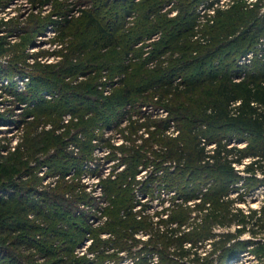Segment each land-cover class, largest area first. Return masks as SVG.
I'll list each match as a JSON object with an SVG mask.
<instances>
[{"label": "rangeland", "instance_id": "rangeland-1", "mask_svg": "<svg viewBox=\"0 0 264 264\" xmlns=\"http://www.w3.org/2000/svg\"><path fill=\"white\" fill-rule=\"evenodd\" d=\"M46 1L0 0V44L8 48L0 54V161L13 165L20 148L27 163L0 189L16 182L46 200L38 212L17 208L27 207L25 194L8 198L11 203L0 208V264H65V258L74 255L86 257L85 264H132L143 254L141 264H161L158 254L146 253L145 248L155 243L172 252L175 244L154 239L157 229L150 223L160 230L176 228V235L181 234L205 222L204 206L195 204L205 201L208 207L210 197L225 194L220 181L212 180L210 167L184 161L179 167V157L203 144L212 152L221 138L228 139V146L241 147L252 139L251 131L222 124L215 111L217 88L225 79L264 80V0H218L220 14L208 1L190 6L189 0H159L161 11L179 14L180 28L187 26L190 38L183 47L175 46L172 36L179 27L171 30L161 14L146 20V4L126 11L127 0ZM90 16L95 22H89ZM65 18L71 21L61 22ZM157 20L159 26L150 27ZM99 25L113 35L112 43L102 45ZM181 53L186 54L180 57ZM39 95L46 101H37ZM119 104L123 110L119 119L104 121L101 107L113 110ZM187 109L190 115L184 113ZM167 119L164 129L160 123ZM50 131L61 139H54L44 152L42 142ZM250 159L232 164L239 176L228 182V195L223 197L230 201L232 212L241 208L248 214L264 203L261 171L255 175L262 181L248 187L253 180L245 163ZM172 175L193 190L192 196L182 197L175 184L165 182ZM211 185L216 191L204 196ZM2 192L6 197L13 193ZM131 198L134 215L125 217V206L118 207ZM53 203L60 206L52 209ZM179 204L181 209L170 220L171 208ZM66 208L71 213L65 215L69 225L55 213ZM220 219L210 226L202 224L203 235L206 229L211 234L198 242L200 255L216 256L229 232L246 245H231L230 259L239 256L227 264H264V257L256 253L263 247L258 240L264 241V229L253 234L249 222ZM125 220L139 229L131 233L120 229ZM4 225L12 228L2 231ZM240 225L243 231L237 233ZM75 226L79 232L86 228L76 244L70 241ZM121 242L128 249H117ZM238 245L246 249L240 252ZM101 250L109 255L99 254ZM213 262L221 263L218 258Z\"/></svg>", "mask_w": 264, "mask_h": 264}, {"label": "trees", "instance_id": "trees-1", "mask_svg": "<svg viewBox=\"0 0 264 264\" xmlns=\"http://www.w3.org/2000/svg\"><path fill=\"white\" fill-rule=\"evenodd\" d=\"M33 1H40L41 3L44 2V0H33ZM158 1L159 0H143L142 2H140V1L136 2L134 0H127L126 1L127 7L125 10L126 11L127 10L128 11L136 10V6H138L139 4H141V3L146 4L145 9H144V13H146V20H148L149 17L151 16V14H153V13H154V15L161 14L163 16V22L162 23L169 21L171 23V25H170L171 30L179 27L176 30H174V33L172 36L175 39L174 40L175 46L183 47L185 45L184 41H188V39L190 38V36L188 37V35L185 33L187 31V29H186L187 26H185L186 28H183V27L180 28L183 24H182V21L180 20L179 14L177 16L176 15L168 16L165 11H161V7H160V5H158ZM199 1H201V0H189V4L191 6V5H193V2L196 3ZM202 1H208L209 7H212V9L216 13H218V14L221 13L220 8L217 7V5H215V3H217L218 0H202ZM186 5H188V4H185L184 6H186ZM180 7H183V5L180 4ZM89 15H91V14H89ZM89 19H90L89 22H95V20H96V18L94 16H90ZM158 20L156 23L151 24L150 27L159 26L160 20H159V22H158ZM70 21H71V19L65 18L61 22L69 23ZM186 25H189V24H186ZM98 33H100L101 37L103 38L102 45H108V44L113 42V35L111 33H109L103 26L99 25ZM156 43H158L157 40L155 41V44ZM3 46H4V43H1L0 44V54H3L4 52H6L8 50V48H3ZM245 51H246V49L244 50V53H245ZM186 53H181L180 57L184 56ZM121 80L123 82L124 78H122ZM130 91H131L130 87L128 86L126 94L129 95ZM217 97H218V105H219L218 106L219 108H217V110L215 111V113L217 115L216 116L217 119L219 118V121L222 124H226V125L236 124V125L240 126L242 131L243 130L251 131L252 139L249 140L245 146L241 147V146H237V145L228 146L229 145L228 139H225L224 141H222V138H221V139H218L216 141L215 148L212 150V152L206 151L204 144L202 146H197V148H195L193 150V152H190V153L184 152V154L182 153L184 156L179 157V161H180L179 167H183L185 165V163L183 164V161L187 162V163L197 162V163L205 164L204 167H206V166L210 167V169L212 171V175H214V177H212V180L214 179V181L215 180L217 181V179H218V181H220V183H221V187L223 188V190L225 189L224 190L225 194L228 195L226 193V190L228 189V185H229L228 182L231 179L234 180V179L238 178V176H239L238 173L233 169L232 164L233 163H240L246 157H251L250 162L245 163V170L251 174L252 180H253L252 182L250 181L248 183V187L255 186L254 183H256V182L259 183L262 181V179H260L255 174L257 171H261L264 174V108H263V106H264V80L256 81L255 79L249 78V79H244V80L239 81V82H233L231 78L225 79L223 82L219 83V85H218ZM40 98H42V97L39 95L35 99L37 101L38 100H41L43 102L46 101L45 99H40ZM21 99L25 100L26 99L25 95L22 96ZM235 101L239 102L238 105L234 106V108H231L230 104H233V102H235ZM121 104H122V102H121ZM118 106H120V104L117 105L116 107H114L113 110L111 109V106H109V105H106L103 108L101 107L99 112H101V110L103 112V115H100L102 117V119L104 121H107V122L115 121V119L117 121L119 119V116H121L123 114L122 108H120ZM184 113H187L188 115H190L192 112H191V110L187 109L186 111H184ZM195 114L196 113H194L192 116H194ZM160 124H162L163 128L166 129V127H168V124H169V119L164 120ZM156 128H158V130H159L160 125H158ZM160 130H162V129H160ZM160 132L162 133V131H160ZM49 133L50 134H48L42 142V146H43L42 149L44 152L50 148V144L54 139H61L60 135H56L53 131H50ZM209 137L211 138V136H209ZM197 145H199V144L197 143ZM129 150L132 151L131 153H141L142 154V152H140L137 149H129ZM166 150H167V148H166ZM22 151L23 150H21L19 148L18 151L16 152V154L14 155V158L17 157V159H15V163H13V165H3V163L0 161V184H1V186L6 185L7 184L6 182H12V179L15 176H17L22 169L25 168V165H27L26 161L23 160L24 153ZM168 151H170V150H168ZM154 152L157 153L155 150H154ZM160 152H164V151L162 150ZM200 166H202V165H200ZM192 171L193 170H191V172ZM191 172H189V174ZM180 175H183V174H181V172H180ZM2 178H5V180L2 181ZM249 178L251 179V177H249ZM164 180H165V182H167V184H169V186H173V184H175L174 186H176L179 194H181L182 197L185 196L187 199L188 198L187 195L192 196L193 190H190V189H187L186 187L184 188L183 186H181L180 180L179 179L177 180V178L175 176H173L171 178L168 177L167 179H164ZM251 184H254V185H251ZM19 185L22 189V190H20V193H18ZM19 185H18V183L14 182L12 185H10L11 187H7V188L5 187V189L4 188L0 189L1 190L0 191V196H1L0 208L6 206L10 202L8 198L11 199L13 197H16V195L20 196L22 194H25V198H27V202H28L26 204L27 207L22 206V205L21 206L17 205V208H19L22 211H28L27 208L29 207L32 210H35L38 212V210L41 209L43 202L46 200H44L42 198L43 199V201H42L40 198L35 197V195H34L35 190L30 189V188L24 190L23 184H19ZM12 188H14V189H12ZM213 189H214V191H216L215 188L213 187V185H211L209 187V189H207L208 191L206 190L203 195L205 196L206 194L209 193V191H211ZM2 190H4V191L9 190L13 193L6 197L4 195V193L2 192ZM223 193L224 192H221V194H219V196L217 198L216 197L215 198L210 197V199H212V202L211 203L208 202L209 203L207 205L208 207H205V205H204L205 201L202 204H195V207L201 206V208H202L204 206L203 209H205V213L202 214L201 221H203L205 219L206 226H208V225L210 226L212 224V221H214V220L219 221V220H221L220 218H222V219L224 218V220L226 219L227 222H232L233 220H236L237 222H240L241 224H245L248 222L251 223V226L254 228H250V231L253 234H257L262 229H264V203L260 208L250 210V212L248 214H245L241 208H236L232 212L231 209L229 208L230 201L223 199V197L225 196V194H223ZM132 198H131V201L129 202V204L118 207V209H122L125 206V208L123 209V211H125V217L134 215V211H133V204L134 203H132ZM211 204H212V206H211ZM58 206H60V205H58L57 203H53L51 207H52V209H54V208H58ZM177 207H182V206L179 204V205L173 206L171 208L172 209V216L170 215L171 214V212H170V214H169L170 220L174 219L173 215H175V214H173V213H175L177 211V209H181V208H177ZM171 209H170V211H171ZM69 210L70 209L66 208L65 211L63 209L61 211H59V209H58L55 212L57 216L59 214V216L62 217V219L63 218L65 219V222L63 221V223L66 225H69V223L66 222L68 219L65 216L67 214H69V215L71 214L70 212L67 213V211H69ZM139 212H142L141 217L146 216L144 209H142V211H139ZM222 212H223V214L220 215ZM143 215H145V216H143ZM125 221H122L123 223H121L122 226L119 227L120 229H122V230L123 229H125V230L129 229L130 233L134 232V230L139 229L138 227L140 225L138 226L135 223H130L128 221H126V223H124ZM138 221L141 222V219H139ZM84 222L86 223V220H84ZM205 222L197 223L195 226H193L192 228H190L186 231H183L184 230L183 229V230H181V234H178V235H176L178 233L177 232L178 229H176V228H172V227L170 228L169 226H167V228L160 230L159 228L156 227V224L151 222L150 226L154 229H157L155 231L156 236L154 237V239L159 240L161 238H166L168 243L174 242L175 245H173V247H174L173 251L170 252L166 249L167 248V247H165L166 245H158V244L152 243V245H149L148 247L145 248L146 253L149 252V250H151L155 254L157 253L158 254L157 256H159L161 261H162L161 264H214V262H213L214 258L220 259V261H221L220 264H227L229 261L237 259V256H239V255H234L235 257L230 259V257H232V256L230 254H228V251L230 249L229 247L231 245H236V244H245L246 245V243L242 242L240 240H233L234 238H236L235 237L236 235H234L233 233H229V232L226 233V235H224L225 238L221 241V245H219V253L216 256L212 257L210 254V256H209L210 258H209V257H204V256L200 255V253L197 251L198 248H200V245H198V242H200L202 240V238H204V237L208 238L211 234L210 231H207V229H206V232L203 235L202 232L204 230L202 229V224ZM220 222L223 223V221H220ZM85 223H84V225L86 227L88 225V223H86V224ZM242 227H243V225H240L238 227L237 233H240L241 231H243ZM11 228L12 227H10V226L4 225L1 230L2 231H9ZM76 228L77 227L75 226L74 227L75 233H73V235H72V238H71L72 240L70 239V241L75 242V244L77 242H80V240H81L80 238H82L83 232L86 231V228H84V227L80 228L81 229L80 232L78 230L76 231ZM119 235H120V233H119ZM173 235H176V236L174 237ZM150 240L153 242V238H151ZM185 241L189 242L190 245L186 246ZM122 242H121V244L116 245L117 249H123V250L128 249V248H126V245H123ZM213 243H214V245L219 244V242H216V241H213ZM258 244L263 245V247L258 248L256 250V253L258 254V256L264 257V241L258 240ZM238 248H239L240 252H241V250L246 249L245 246L241 247V245H238ZM47 250L50 251L51 249L49 250L48 248H46V250H44V248H43L44 252H47ZM143 252H144V250H143ZM99 254L109 255L107 253H104L103 250H101L99 252ZM213 254H216V252H214ZM67 258H68V261H66L65 264H85L86 262H88V260L84 256L76 257L74 255V256H71L70 259L67 256L65 259H67ZM121 258L122 257H119L118 259H121ZM144 258H145V254H143L141 257H139L138 260H140V262H138V260H137L136 262L133 261L132 264H141L142 261H144L143 260ZM184 258H187V259H184ZM133 259H134V257H133Z\"/></svg>", "mask_w": 264, "mask_h": 264}, {"label": "built area", "instance_id": "built-area-1", "mask_svg": "<svg viewBox=\"0 0 264 264\" xmlns=\"http://www.w3.org/2000/svg\"><path fill=\"white\" fill-rule=\"evenodd\" d=\"M105 93H108V91H105ZM173 193H174V191H173ZM172 198V197H171ZM165 216H168V214L167 215H165ZM86 244H88V242L87 243H85V244H83L84 245V247H85V245ZM83 247V246H82ZM230 264H233V263H230ZM234 264H235V262H234ZM236 264H238V263H236Z\"/></svg>", "mask_w": 264, "mask_h": 264}, {"label": "bare ground", "instance_id": "bare-ground-1", "mask_svg": "<svg viewBox=\"0 0 264 264\" xmlns=\"http://www.w3.org/2000/svg\"><path fill=\"white\" fill-rule=\"evenodd\" d=\"M34 49H35V48H34ZM34 49H33V50H34ZM1 128H2V127H1ZM240 264H243V262H241Z\"/></svg>", "mask_w": 264, "mask_h": 264}]
</instances>
